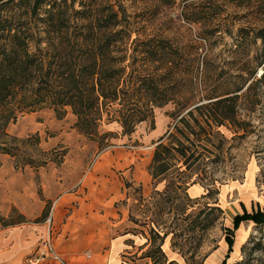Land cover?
Returning <instances> with one entry per match:
<instances>
[{"label": "rangeland", "instance_id": "obj_1", "mask_svg": "<svg viewBox=\"0 0 264 264\" xmlns=\"http://www.w3.org/2000/svg\"><path fill=\"white\" fill-rule=\"evenodd\" d=\"M112 1L133 23L132 38H168L182 50L202 96L244 82L240 75L247 78V70L258 65L263 43L253 38L264 28V0ZM193 87L187 81L185 93ZM261 93L254 110L252 98L245 101L247 136L238 137L230 125L219 129L232 147L211 167L225 211L222 222L231 229L237 215L264 208V89ZM178 109L173 103L156 108L130 134L116 114H105L96 136L78 131L70 109L62 118L49 108L20 114L7 129L16 139V155L0 153V264H149L138 257L148 247V228L140 223L157 211L154 193L166 185V176L152 181L149 167ZM204 192L200 184L188 189L193 198ZM128 210L141 222L129 221ZM154 217L160 224L176 222L169 214ZM226 235L218 224L204 234L199 249L188 234L169 236L163 247L181 264L188 263L172 241L193 251L187 252L190 264L206 255L203 264H264V226L243 220L230 253Z\"/></svg>", "mask_w": 264, "mask_h": 264}, {"label": "trees", "instance_id": "obj_2", "mask_svg": "<svg viewBox=\"0 0 264 264\" xmlns=\"http://www.w3.org/2000/svg\"><path fill=\"white\" fill-rule=\"evenodd\" d=\"M127 16L112 0H0V153L16 155V139L7 129L24 112L49 108L62 118L70 109L78 131L96 136L105 114H116L124 133L130 134L156 108L176 104L177 121L157 141L149 167L152 181L166 176V185L154 193L160 199L154 205L157 211L153 207V216L140 223L148 228V247L138 257L149 264H181L164 249L167 238L188 234L199 249L204 234L218 224L227 232L230 253L232 235L243 220L264 226V208L237 215L233 229L224 226L211 166L232 147L220 127L233 126L238 137L249 133L243 110L249 109V98L254 110L264 89V28L253 38L263 43L258 65L247 70V78L240 75L244 82L202 96L182 50L168 38H132ZM187 81L194 85L189 93ZM194 184L205 192L193 198L188 189ZM164 214L176 222L160 224L154 215ZM128 219L141 222L132 210ZM172 249L190 264L187 252L193 251H184L175 241Z\"/></svg>", "mask_w": 264, "mask_h": 264}]
</instances>
